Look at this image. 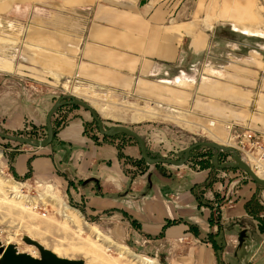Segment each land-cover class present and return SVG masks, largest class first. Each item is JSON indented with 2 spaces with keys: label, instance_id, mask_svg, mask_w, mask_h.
<instances>
[{
  "label": "crops",
  "instance_id": "0c3cea01",
  "mask_svg": "<svg viewBox=\"0 0 264 264\" xmlns=\"http://www.w3.org/2000/svg\"><path fill=\"white\" fill-rule=\"evenodd\" d=\"M227 1L42 0L39 5L48 7L49 19L50 9L57 19L41 29L57 41L58 53L73 64L79 80L186 114L211 125L219 137L225 122L247 121L264 146V53L218 35L225 24L243 30L238 26L243 12L227 7ZM17 7L10 11L15 14ZM51 105L39 108V125ZM85 112L69 113L48 145L14 153L10 165L6 159L8 174L28 184L34 196L42 188L36 184H51L83 221L113 240L141 239V246L164 264H264V231L244 207L253 192L249 183L231 194L221 180L203 188L209 169L185 163L141 161V170L134 171L137 164L131 159L140 156L139 147L119 141L121 134L87 135ZM10 115L17 118V127L8 129L24 124L25 113ZM198 187L208 204L196 201ZM216 219L220 230L213 238H223L219 257L210 240L201 239L215 233ZM195 223L204 231L195 234L190 228Z\"/></svg>",
  "mask_w": 264,
  "mask_h": 264
},
{
  "label": "rangeland",
  "instance_id": "374dc122",
  "mask_svg": "<svg viewBox=\"0 0 264 264\" xmlns=\"http://www.w3.org/2000/svg\"><path fill=\"white\" fill-rule=\"evenodd\" d=\"M41 1L0 0V109H2V111L0 110V131L22 138V140H10L0 137V182L16 185L18 189V193H16L8 189L6 185L0 187V237L3 243L15 242L20 250L37 256V250L26 245L20 239L21 235L26 233L59 256L82 258L87 264H130L126 260L116 259L114 245L108 244L102 237L98 238L94 235L93 231L95 232V230L92 227L98 229L102 234L108 235L94 223L83 221L76 210L65 205L58 191L54 190L51 184H37V186L42 187L37 193L38 196L44 202L48 200L51 207L49 212L42 216L41 213L31 209L29 204L33 200H37L35 199L36 196L27 198L31 187L28 184H22L19 182L20 180L17 181L18 179L12 178L8 174L11 170L8 164L10 165L14 153L37 151L41 148L23 139L31 140V142L45 139V122L39 125L40 123L37 122L35 116L40 113L39 108L49 101L52 103L51 107L56 101L61 102V105L50 117L51 127L54 130L70 116L69 113L80 110L86 111V116L89 119L85 123L87 135L111 137L109 134H101L98 131L95 121H92L90 113L86 109L68 102L72 97L89 103L95 109L105 130H109L115 125H125L138 134L141 133L139 135L145 141L148 159H155L156 157L176 159L179 152L198 141L218 143L223 147L221 151L219 148L198 146L190 151L187 161L184 162L194 169H209L207 180H204L200 185L204 188L213 181L221 180L222 184H225V188L231 191L229 192L231 194L240 185L249 183L255 197L264 205V186L256 184L243 170L233 166L235 162L232 160V152L236 151L234 148L236 144H231V140L227 137L228 131L224 127L230 121L223 124L224 134L219 137L211 131V125L201 124V121H195L186 114L172 113L130 93H120L113 89L94 86L79 80L72 74L73 64L67 62L58 53L61 47L57 41L49 40L51 36L47 33L49 31L41 29L43 23H53L57 19L52 9L49 11L52 15L49 19L48 13L44 12L45 9H49L48 7H41L39 5ZM27 3L30 4V9H28ZM15 4L18 7L13 14L10 8L14 7ZM226 6L241 9L243 17L238 26H242L243 30H233L230 25L225 24L219 30L218 35L229 40H239L244 46L243 49L262 48V50H257L264 53V0H228ZM261 77L259 76V78ZM10 108L11 111L9 112ZM15 111L19 114L25 113L22 120L24 124L20 128L10 130L6 127L7 125L10 126L11 124L13 127H17V118L15 119L10 115ZM52 116L55 120L54 123L51 120ZM117 134H121L119 141L132 142L137 145L132 137L123 133ZM152 151H155V157L150 154ZM215 155L216 158L213 160ZM6 159L7 162L10 159L8 164L5 162ZM142 159L141 155L136 159H131V162L138 166H132L135 168L134 171L141 170V161L143 164L146 163ZM257 169L261 171L259 167ZM261 175L264 177V172ZM199 188L195 190L196 201L208 204L202 195V189ZM63 204L73 209V214L78 220V226L64 216L66 211L62 212ZM261 212L264 213V208L256 218L259 221V229L263 233L264 216L260 215ZM64 220L69 222L66 224ZM85 220L89 221L88 219ZM209 220L212 221V218ZM131 222L133 225L137 224L135 219H131ZM213 222L215 233L206 234L203 232L205 236L201 239L206 240L208 238L211 246L213 244L219 254L223 247V238L221 235L218 238H213L220 230L217 219ZM196 224H190V228L195 234L200 230L204 231L202 226ZM79 230L83 233H80ZM138 233L141 234V232ZM108 238L129 251L127 258L140 256L154 260L155 264H164L162 259L156 257L155 252L141 246V239H139L141 235L138 238L139 243L135 241L137 239L129 236L127 239H119L118 241L113 240L110 236ZM133 264L138 263L134 262Z\"/></svg>",
  "mask_w": 264,
  "mask_h": 264
},
{
  "label": "water",
  "instance_id": "95a60500",
  "mask_svg": "<svg viewBox=\"0 0 264 264\" xmlns=\"http://www.w3.org/2000/svg\"><path fill=\"white\" fill-rule=\"evenodd\" d=\"M68 102H72L86 109L90 113L92 120L95 121L97 129L101 134H109L113 136L116 133H123L124 135L132 137L136 141L139 147L141 157L147 163L150 164H154L157 162H163V163L165 162L179 166L184 164L185 161H187L190 151L193 150L195 147L207 146L212 149L213 148L218 149L221 147V145L213 141H198L186 147L185 150L182 151L183 157L179 160L166 159L160 157H156L155 159H148L145 141L136 131L130 129L125 125H115L113 128H109V130H105L101 124V120L99 119L95 109L89 103L75 97L70 98ZM60 105L61 102L56 101L55 104L46 113L45 139L35 140V142H31V140L28 139H23V140H26L31 144H35L37 147H44L48 145L51 142L53 136L50 117ZM0 137H4L10 140H22L21 137L8 135L2 131H0ZM215 158L216 155L213 157V160H215ZM233 166H236L241 170H243L250 177V179L256 184L264 186V178L259 177L251 169V167L245 161H243L239 156H235V163L233 164ZM0 234H1V228H0ZM20 239L26 245H30L34 247L37 250L38 255L34 256L29 252L20 250L15 242L3 243L0 237V264H87L85 260L82 258H69V257L57 255L51 249L40 243L37 239L29 236L26 233L22 234Z\"/></svg>",
  "mask_w": 264,
  "mask_h": 264
},
{
  "label": "built area",
  "instance_id": "2783aa9c",
  "mask_svg": "<svg viewBox=\"0 0 264 264\" xmlns=\"http://www.w3.org/2000/svg\"><path fill=\"white\" fill-rule=\"evenodd\" d=\"M225 129L228 131L229 137L228 139H234L235 144L234 148H236L235 152H232V160L235 162V156H239L243 161H245L252 169V167H256L261 165L264 168V146L255 140V133L250 129L246 122L242 123H232L228 122L224 125ZM223 147L219 148V151L222 150ZM257 149L258 153H254L253 149ZM183 157V153L179 152L177 154L176 160H179ZM6 162V161H5ZM253 170V169H252ZM39 184V183H38ZM37 185V184H36ZM34 196L29 193V197ZM37 200H33L31 203V209L39 212L44 216L49 211L45 209V206H48V209L51 208L50 204L41 200L38 194L35 195ZM54 210V209H53ZM57 213V212H56ZM58 214V213H57ZM59 215V214H58Z\"/></svg>",
  "mask_w": 264,
  "mask_h": 264
},
{
  "label": "bare ground",
  "instance_id": "6f19581e",
  "mask_svg": "<svg viewBox=\"0 0 264 264\" xmlns=\"http://www.w3.org/2000/svg\"><path fill=\"white\" fill-rule=\"evenodd\" d=\"M143 117H145L144 115H143ZM257 167H259L260 168V170L261 171H259L258 169H257ZM252 169H253V171L259 176V177H262V178H264L261 174L264 172V168L261 166V165H258V166H256V167H252ZM4 185H6L7 186V188L8 189H11L12 191H14V192H16V193H18V189H17V186L16 185H12V184H10V183H7V182H0V187H2V186H4ZM62 205V204H61ZM65 205H67L66 203H65ZM64 204H63V210H62V212H64V211H66V213L64 214V216H66L67 218H69L68 220L69 221H72V223L73 224H77V226H78V220H77V217L76 216H74V214H73V209L72 208H69V207H67V206H65ZM59 206V205H58ZM68 220H64V222L67 224L69 221ZM92 228L95 230V232L92 230ZM92 228H90L91 229V231H93V233H94V235H96L98 238H101L102 237V239L103 240H105L108 244H113L114 245V247H115V250H116V259H118V260H126V261H128L130 264H133L134 262L135 263H138V264H155L154 263V260H151V259H147V258H141L140 256H138V257H136V256H130V258H127V256L129 255V251L128 250H126V248L125 247H123V246H121V245H119V244H116V243H114V242H112V241H110L109 240V238H108V236H106V235H104V234H102L98 229H96L95 227H92ZM79 232L80 233H83V232H81L80 230H79ZM85 237H87L86 235H85ZM85 240V239H84ZM84 242V241H83ZM93 247V246H92ZM91 247V248H92ZM95 248V247H94ZM87 250V249H86ZM94 254H95V252H94ZM133 255V254H132Z\"/></svg>",
  "mask_w": 264,
  "mask_h": 264
},
{
  "label": "trees",
  "instance_id": "16d2710c",
  "mask_svg": "<svg viewBox=\"0 0 264 264\" xmlns=\"http://www.w3.org/2000/svg\"><path fill=\"white\" fill-rule=\"evenodd\" d=\"M77 107L79 105L75 104ZM93 121V120H92ZM53 130V134L55 132V130L52 128ZM141 160V158H140ZM143 160V159H142ZM244 207L247 211L248 214L252 215L253 217H257L258 213L264 208V205H262L258 199L255 197L254 192L245 200L244 202ZM213 250L215 251L216 255H219L216 251V249L214 248V245L212 244Z\"/></svg>",
  "mask_w": 264,
  "mask_h": 264
},
{
  "label": "flooded vegetation",
  "instance_id": "af4514ba",
  "mask_svg": "<svg viewBox=\"0 0 264 264\" xmlns=\"http://www.w3.org/2000/svg\"><path fill=\"white\" fill-rule=\"evenodd\" d=\"M117 134V133H116Z\"/></svg>",
  "mask_w": 264,
  "mask_h": 264
}]
</instances>
